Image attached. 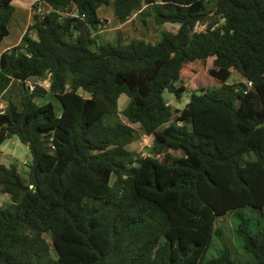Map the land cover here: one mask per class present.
<instances>
[{
    "label": "trees",
    "instance_id": "trees-1",
    "mask_svg": "<svg viewBox=\"0 0 264 264\" xmlns=\"http://www.w3.org/2000/svg\"><path fill=\"white\" fill-rule=\"evenodd\" d=\"M12 2L0 0V43ZM108 4L35 0L19 43L0 52V104L19 84L18 103L0 109V146L15 136L32 158L25 180L0 164V264H237L227 247L205 254L213 237L228 244L215 221L239 208L258 212L235 234L264 264V0H114L118 24L137 15L178 29L96 44ZM194 62L220 85H183ZM232 72L252 87L228 83ZM186 91L174 113L164 93ZM47 92L58 116L36 103ZM134 125L148 155L130 147Z\"/></svg>",
    "mask_w": 264,
    "mask_h": 264
},
{
    "label": "rangeland",
    "instance_id": "rangeland-1",
    "mask_svg": "<svg viewBox=\"0 0 264 264\" xmlns=\"http://www.w3.org/2000/svg\"><path fill=\"white\" fill-rule=\"evenodd\" d=\"M114 0H110V4L102 5L99 7L98 15L101 20L103 18H107L108 21L104 20L103 27H101L103 34H98L96 44H117V38L121 40V43H127L131 40H143L148 43H155L159 40L162 32L174 33L178 29V25L176 24H164L162 26H155L153 24V20L150 17L146 18V25H142L140 20L135 19L132 24L125 25L123 30L121 29H113L117 28L119 25L113 16L112 3ZM35 0H13L11 6L13 8V13L11 15V19L8 24V35L1 41L0 43V51H2L5 47L10 46L12 48L15 46L16 42L19 43L21 39V35L23 31L27 28V25L30 23V20L35 14V10L33 8ZM38 6L44 9V5L38 4ZM45 10L48 8L45 7ZM107 24H106V23ZM136 26V33L133 32ZM203 26H199L197 31L203 30ZM100 29V30H101ZM151 29L153 30L151 32ZM155 30V31H154ZM111 35L114 38L111 39ZM17 43V44H18ZM181 83L183 85H189V87L195 88H211L220 85L216 80L209 79L203 72V67L200 62H194L187 65H184L181 73ZM244 82V79L237 75L235 72H232L228 83L237 84ZM31 83H34L31 82ZM42 85L47 87V82H43ZM86 97L87 94H84ZM164 98L167 103L171 106L172 111L181 110L185 104L189 100L190 93L186 91L182 93L181 99H176L172 94L167 92L164 93ZM19 98V84L17 81H12L9 87L6 89L5 94L1 97L0 109H3L7 103V101H11L14 104L18 103ZM48 102H51L54 106V110L56 115L58 116L61 112V104L60 102L53 97L49 92L44 94V96L37 100V105H44ZM128 102V98L125 95H121L118 98L117 105L119 112L126 106ZM115 118V117H111ZM109 119L108 116L104 117V123ZM135 129H138L137 125L133 126ZM137 140L130 146L132 149L140 151L143 155H148V150L146 149L151 144L150 138L147 139V136L143 135L141 131L138 129ZM147 139L146 144L142 141V139ZM0 164L5 166H9L10 164H14L17 168V171L22 179H26L28 166L31 163V154L26 145L21 143L19 139L15 136L7 139L0 146ZM9 203L8 196L0 194V208H4ZM252 209L250 208H239L236 211H232L231 213L220 216L215 221V227L222 230L224 237L227 239V243L220 244L216 237H213L210 247L208 248L205 258L209 259L217 256L220 253V250L223 247L229 248L230 259L237 264H252L254 263V259L252 255L247 253L242 246L241 240L236 237L235 229L237 227L238 222L240 221L239 217H248L254 216L258 214V212L253 211L255 214H252Z\"/></svg>",
    "mask_w": 264,
    "mask_h": 264
},
{
    "label": "crops",
    "instance_id": "crops-1",
    "mask_svg": "<svg viewBox=\"0 0 264 264\" xmlns=\"http://www.w3.org/2000/svg\"><path fill=\"white\" fill-rule=\"evenodd\" d=\"M98 10H99V9H98ZM97 15H98V12H97ZM98 17H99V15H98ZM135 19H137V15H134V16H133L128 22H126V23H124V24H118L119 26H118L117 28H113V29H115V30H117V29H121V30H123V28L125 27V25H127V24L129 25V23L132 24L133 22H134V24H135ZM100 20H101V19H100ZM104 20L108 21L107 23H109V20H108L107 18H103L102 21H104ZM115 21H116V19H115ZM30 23H31V20H30ZM30 23H29V24H30ZM105 23H106V22H105ZM107 23H106V24H107ZM29 24H28V25H29ZM28 25H27V26H28ZM102 27H103V26H102ZM25 30H26V29H25ZM25 30H24V31H25ZM102 30H103V29H101V30L98 32V34H100V35L103 34L104 32H102ZM133 30H134L133 32L136 33V31H137V30H136V26H135V29H133ZM24 31H23V33H24ZM152 31H153V30L151 29V32H152ZM154 31H155V30H154ZM23 33H22V34H23ZM21 36H22V35H21ZM118 38H119V37H118ZM118 38H117L116 41H118ZM111 39L114 40V38L112 37V35H111ZM17 43H18V42H16L15 46L17 45ZM13 47H14V46H13ZM8 49H10V46L5 47V48H4L2 51H0V52H3V51L8 50ZM47 86H48V84H47Z\"/></svg>",
    "mask_w": 264,
    "mask_h": 264
},
{
    "label": "built area",
    "instance_id": "built-area-1",
    "mask_svg": "<svg viewBox=\"0 0 264 264\" xmlns=\"http://www.w3.org/2000/svg\"><path fill=\"white\" fill-rule=\"evenodd\" d=\"M245 86H246V90L250 89L252 87V83L250 81H246L244 82ZM27 87H28V90L29 91H32L34 89V83H31V82H27L26 83ZM146 137V136H145ZM147 139H149V137L147 136ZM147 139H142V141L144 142V144H146V140ZM150 146V145H149Z\"/></svg>",
    "mask_w": 264,
    "mask_h": 264
},
{
    "label": "water",
    "instance_id": "water-1",
    "mask_svg": "<svg viewBox=\"0 0 264 264\" xmlns=\"http://www.w3.org/2000/svg\"><path fill=\"white\" fill-rule=\"evenodd\" d=\"M30 187H32V186H30Z\"/></svg>",
    "mask_w": 264,
    "mask_h": 264
}]
</instances>
